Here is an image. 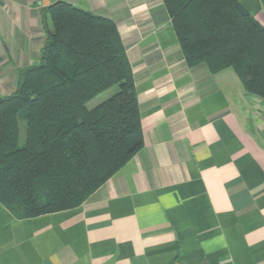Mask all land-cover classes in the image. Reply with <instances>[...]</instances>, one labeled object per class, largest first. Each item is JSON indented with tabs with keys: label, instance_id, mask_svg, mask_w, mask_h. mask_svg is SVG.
Masks as SVG:
<instances>
[{
	"label": "crops",
	"instance_id": "crops-1",
	"mask_svg": "<svg viewBox=\"0 0 264 264\" xmlns=\"http://www.w3.org/2000/svg\"><path fill=\"white\" fill-rule=\"evenodd\" d=\"M64 1L116 23L145 143L77 208L0 204V264H264V100L232 68L189 66L163 0ZM240 2L264 25V0ZM38 9L0 0V42L28 43Z\"/></svg>",
	"mask_w": 264,
	"mask_h": 264
},
{
	"label": "trees",
	"instance_id": "trees-1",
	"mask_svg": "<svg viewBox=\"0 0 264 264\" xmlns=\"http://www.w3.org/2000/svg\"><path fill=\"white\" fill-rule=\"evenodd\" d=\"M39 1V59L18 67L16 88L0 97V204L17 219L81 206L145 143L116 23L64 0ZM163 1L189 66L232 68L264 100V25L240 0Z\"/></svg>",
	"mask_w": 264,
	"mask_h": 264
},
{
	"label": "rangeland",
	"instance_id": "rangeland-1",
	"mask_svg": "<svg viewBox=\"0 0 264 264\" xmlns=\"http://www.w3.org/2000/svg\"><path fill=\"white\" fill-rule=\"evenodd\" d=\"M30 24V38L27 42H21V37H8L7 32L4 35V42H0V97L11 93L16 88L17 68L37 62L40 56L41 48L44 43V34L37 18V12L32 11ZM2 38V39H3ZM13 40L20 42L13 45ZM4 46V47H3ZM15 51V52H14ZM2 57V58H1ZM118 91L115 85L110 89L99 94L97 97L87 103L88 108H93L103 102ZM25 124L22 122V137L24 138Z\"/></svg>",
	"mask_w": 264,
	"mask_h": 264
}]
</instances>
